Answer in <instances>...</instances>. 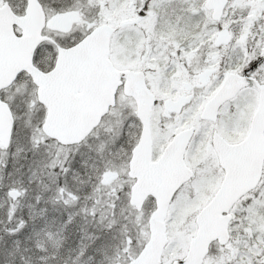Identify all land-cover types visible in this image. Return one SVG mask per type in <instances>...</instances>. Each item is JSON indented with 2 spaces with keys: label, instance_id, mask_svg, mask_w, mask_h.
I'll return each instance as SVG.
<instances>
[{
  "label": "snow or ice",
  "instance_id": "snow-or-ice-1",
  "mask_svg": "<svg viewBox=\"0 0 264 264\" xmlns=\"http://www.w3.org/2000/svg\"><path fill=\"white\" fill-rule=\"evenodd\" d=\"M0 264H264V0H0Z\"/></svg>",
  "mask_w": 264,
  "mask_h": 264
}]
</instances>
